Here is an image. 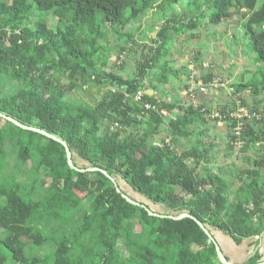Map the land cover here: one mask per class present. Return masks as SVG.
Listing matches in <instances>:
<instances>
[{"label": "trees", "instance_id": "1", "mask_svg": "<svg viewBox=\"0 0 264 264\" xmlns=\"http://www.w3.org/2000/svg\"><path fill=\"white\" fill-rule=\"evenodd\" d=\"M180 1L0 0V113L60 138L76 168L104 170L122 193L156 214H189L218 244L220 238L238 248L243 264H259L264 262L259 252L264 235V128L259 125L258 110L241 106L258 118H244L236 135L239 120L231 114L240 108L210 110L202 104L180 106L157 99L155 86L145 83L149 70L155 69L161 45L168 40L172 45L170 31L178 33L171 21H164L166 25L157 31L156 54L142 55L133 77L102 69L107 50L101 40L107 27L118 32L141 22L150 9ZM188 1L209 7L207 22L212 25L240 16L257 70L250 81L232 88L235 94L264 92V1L257 10L259 0ZM36 12L45 13V18H35ZM182 26L187 32L198 30L195 19ZM163 71L165 67L157 82L167 84ZM173 75L179 76L176 71ZM91 84L104 89L96 101H70L73 91ZM146 104L156 110L146 109ZM163 110L178 113L168 119ZM216 112L222 118L211 116ZM220 120L227 124L230 150L239 146L247 151L257 145L261 152L259 159L234 177L236 187L221 172H214L211 148L201 139L207 127L201 128ZM165 123L169 143L167 139L156 143ZM189 138L193 139L189 147L174 149ZM11 154L16 171L12 184L0 185V229L6 232L1 243L13 263L221 264L214 244L193 219L150 216L122 198L102 173L71 169L61 144L0 118V176ZM27 164V182H19ZM125 187L144 201L132 197ZM26 189L28 197L23 196ZM78 193L91 198L89 205L82 203ZM151 204L160 206L161 212ZM44 232L62 237L47 259L29 260L23 240L45 247L49 237ZM120 241L128 258L119 254ZM222 252L228 261L239 264ZM0 264H6L2 254Z\"/></svg>", "mask_w": 264, "mask_h": 264}, {"label": "rangeland", "instance_id": "2", "mask_svg": "<svg viewBox=\"0 0 264 264\" xmlns=\"http://www.w3.org/2000/svg\"><path fill=\"white\" fill-rule=\"evenodd\" d=\"M263 1H258L256 10L259 9ZM210 12L209 7L202 3L198 5L194 2L189 4L188 0H181L176 4L163 3L148 10L141 22L132 23L118 32H114L111 27H107L105 31L106 38L101 40V44L107 50L105 52L106 56H103L105 66L102 69L106 72L114 71L128 79L133 77L142 55L154 53V49L157 47L156 34L163 22L171 21L170 24L175 25L178 33L171 30L170 35L173 37V41L172 38L170 40L172 45L169 44L168 40L158 50L157 64L155 69L149 70L150 77L146 80V87H149L150 84L154 85L158 100L166 103L176 101L180 106L195 103L202 104L210 110L224 109L234 112L239 108L241 109L242 105L245 109L256 108L262 119L259 125L264 128V92L255 96L248 91L235 94L232 88L233 85L250 81L257 70L253 61L254 56L250 52L249 41L240 23V16L218 25H212L207 22ZM127 13L129 11H126L124 15H127ZM37 16L45 18V13L36 12L35 18ZM190 19H195L198 30L187 32L186 28L182 26V23L184 24ZM52 23L56 24L55 21ZM102 55L103 51L101 52V58ZM164 67L167 71L163 72L169 80L167 84L157 82L158 75ZM172 70H174V73L176 71L179 76L175 77ZM186 85H189V88ZM190 88L193 93L190 92ZM103 91V88L91 84L85 86L81 91H73L69 95V99L73 103L92 104ZM146 92L149 93V90ZM240 100H243L244 103ZM176 110L178 111V109ZM176 113L178 112L169 115V118H174ZM165 125L166 123L155 138L156 143L164 142L170 137L167 134ZM205 127L207 129L204 130V136L201 139L205 147L211 148L209 159L212 169L218 173V169L215 170V165H217L223 176L227 180L234 181V187H236L238 180L234 177L242 169L251 166L253 160L260 158L259 147L254 145L248 148L247 151H243L237 146L230 150L227 147L228 127L226 123L221 120L217 122L209 121L201 129H205ZM190 140L193 141L192 138L182 139L175 144L174 149L179 150L180 147H189ZM15 165V155L11 154L5 168L1 171V186L12 184L11 177L16 171ZM29 169L30 164L23 166L18 177L19 182H27ZM120 183L124 185L122 182ZM125 190L135 199L143 200L129 190L128 187H125ZM78 195L83 204L89 205L90 197L81 193H78ZM23 196L28 197L27 189L25 193L23 192ZM38 197H41V195ZM151 207L154 211L161 212L160 206L151 204ZM5 234V230L0 229V254L6 257V264H15L11 259V253L2 246L1 240L5 237ZM44 234L49 239L46 246L42 248L34 247L23 240V251L29 260L33 258L47 259L62 237L61 233L51 235L44 232ZM229 246L230 248H225L226 253L231 260H235L239 256L237 254L238 248L232 245ZM117 249L121 257L128 258L121 241L118 243ZM193 249L196 250V248ZM236 260L239 264L244 263L241 258Z\"/></svg>", "mask_w": 264, "mask_h": 264}, {"label": "water", "instance_id": "3", "mask_svg": "<svg viewBox=\"0 0 264 264\" xmlns=\"http://www.w3.org/2000/svg\"><path fill=\"white\" fill-rule=\"evenodd\" d=\"M147 93V92H146ZM149 93H151V91H149ZM147 93V94H149ZM150 95V94H149ZM0 118L6 120V121H9L10 123H12L13 125L19 127L20 129H23V130H27V131H31V132H35V133H38L46 138H49L59 144H61L64 149H65V153H66V158H67V163H68V166L75 170V171H78V172H100L102 173L104 176H106L108 179H110L112 181V183L114 184L115 188H116V191L118 193L121 194V197L124 198L128 203H130L131 205H135V206H138V207H141L143 208L144 210L147 211V213L150 215V216H155V217H160V218H169V219H172V220H180V219H183V218H191L193 219L197 225L201 228V230L208 236L210 242H212L215 246V251H216V254H217V258H218V261L221 263V264H234L230 261H228L226 259V257L224 256L219 244L216 242V240L212 237V235L209 233V231L206 229V227L201 223L199 222L198 220H196L195 218H193L192 216H190L189 214L187 213H182L176 217L174 216H166V215H159V214H156L154 212H152L151 210H149L145 205L141 204V203H138V202H135L134 200H132L130 197H128L126 194L122 193L121 190L119 189L118 185H117V182L112 178L110 177L104 170H101L99 168H88V169H78L74 166L73 162H72V158H71V153H70V150L68 148V146L66 145V143L64 141H62L60 138L52 135V134H49L47 133L46 131L44 130H41V129H37V128H34V127H30V126H26V125H23L21 123H19L18 121L14 120L13 118L11 117H8L4 114H1L0 113ZM259 264H264V262H261Z\"/></svg>", "mask_w": 264, "mask_h": 264}, {"label": "built area", "instance_id": "4", "mask_svg": "<svg viewBox=\"0 0 264 264\" xmlns=\"http://www.w3.org/2000/svg\"><path fill=\"white\" fill-rule=\"evenodd\" d=\"M140 96H141V93L139 92L138 94H137V97H136V99H139L140 98ZM145 108L146 109H151V110H156V108L154 107V106H152V105H150V104H146L145 105ZM161 114L164 116V117H166V118H168L169 117V114L167 113V111H162L161 112ZM213 118H222V114H220L219 112H216V113H214L213 115H211ZM231 116L232 117H235L236 119H238L239 120V125H238V127L235 129L236 130V135H238L239 134V131L241 130V126L243 125V119L244 118H250V117H256V118H258V116L254 113L253 115L251 114H249L248 113V111L247 110H245V109H239L237 112H235V113H233V114H231ZM166 142L167 143H169V140L167 139L166 140Z\"/></svg>", "mask_w": 264, "mask_h": 264}, {"label": "crops", "instance_id": "5", "mask_svg": "<svg viewBox=\"0 0 264 264\" xmlns=\"http://www.w3.org/2000/svg\"><path fill=\"white\" fill-rule=\"evenodd\" d=\"M150 95H153V92H151V93H149ZM216 166V168H215V170L216 169H218V171L219 172H221V170L217 167V165H215ZM214 170V169H213ZM218 241H219V245H220V247H221V249L224 251V253H225V255H228L227 253H226V249L225 248H230V246L228 245V244H226V243H224L223 241H222V239H218ZM228 246V247H227ZM259 252H260V254H261V256H262V258H263V261H264V235H263V237L261 238V240H260V244H259ZM238 254V253H237ZM229 256V255H228ZM238 256V255H237ZM237 258H239V257H236V259ZM235 259V260H236Z\"/></svg>", "mask_w": 264, "mask_h": 264}]
</instances>
